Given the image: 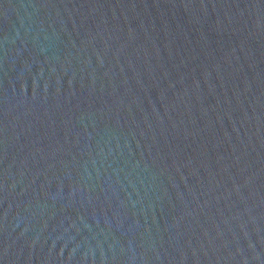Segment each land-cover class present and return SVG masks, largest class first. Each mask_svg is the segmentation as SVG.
<instances>
[{
  "label": "water",
  "instance_id": "1",
  "mask_svg": "<svg viewBox=\"0 0 264 264\" xmlns=\"http://www.w3.org/2000/svg\"><path fill=\"white\" fill-rule=\"evenodd\" d=\"M0 264H264V0H0Z\"/></svg>",
  "mask_w": 264,
  "mask_h": 264
}]
</instances>
